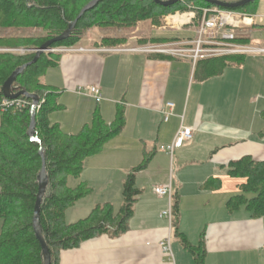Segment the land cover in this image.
Instances as JSON below:
<instances>
[{"label":"crops","instance_id":"crops-1","mask_svg":"<svg viewBox=\"0 0 264 264\" xmlns=\"http://www.w3.org/2000/svg\"><path fill=\"white\" fill-rule=\"evenodd\" d=\"M251 15L253 24L235 32L244 33L247 43L264 46V0L258 1ZM161 20L159 26L146 20L131 29H119L109 37H124L125 41L113 47L133 48L196 36V20L174 27H164ZM104 37L85 36L78 46L95 50L62 54L53 67L60 76L45 83L69 91L70 96L57 95V109L77 110L70 121H60L62 112L49 114L50 121L65 133L79 132L95 111L110 124L117 108L123 109L122 131L99 153L85 159L75 177L80 180L72 185L84 183L92 194L96 191L87 215L97 204L122 198L128 170L141 163L146 153L150 158L135 175L141 194L127 230L117 236L104 233L61 251L60 264H195L182 246L179 232L192 245L203 240V264H264V216L253 218L244 208L233 212L226 208L243 181L226 173L228 162L243 156L264 159V120L260 117L264 110V53L242 55L240 62L204 79L194 72L197 62L193 64L189 58L130 50L107 54L100 50L108 47L101 43ZM83 85H98L102 98L94 101L77 94L75 89ZM169 101L174 104L173 114L164 122L162 110ZM181 124L192 128L190 140L172 155L159 150L173 141ZM170 176L178 197L175 224L160 215L171 207L172 198L153 192ZM212 179L215 187L204 188ZM166 238L170 254L159 246Z\"/></svg>","mask_w":264,"mask_h":264},{"label":"trees","instance_id":"trees-1","mask_svg":"<svg viewBox=\"0 0 264 264\" xmlns=\"http://www.w3.org/2000/svg\"><path fill=\"white\" fill-rule=\"evenodd\" d=\"M91 0H0V28H39L38 35L0 36V104L4 100L2 85L19 66L33 59L35 50L47 40L59 35L78 16ZM165 1V0H163ZM259 0H253L235 8L217 7L242 13H255ZM216 7L202 0H178L162 6L154 0H99L81 15L71 34L53 43L58 46H77L83 35L93 27L131 29L140 21H150L159 26L164 15L184 11L190 5ZM125 41L124 37H104L101 43L111 47ZM19 49L24 50L23 53ZM61 53L43 52L36 62L28 65L12 84L14 92L25 90L43 99L35 115V133L40 144L28 135L30 111L28 107H0V264H43L41 246L32 227V215L38 190V173L44 167L48 182L41 202L40 229L51 254V264H60L63 250L78 247L82 242L108 233L114 236L124 233L133 213L134 203L141 194L135 184V175L147 166L150 155L128 170L122 186V204L115 210L111 203L95 205L89 214L72 223L65 221L66 211L80 198L90 193L84 183L68 185V176L78 177L86 158L99 153L103 145L118 135L125 124L123 109L118 107L115 119L107 124L95 111L89 123L79 132L68 134L49 119L56 110L57 95L54 87L45 84L42 76L55 67ZM242 55L199 59L195 73L204 79L220 74L225 67L242 60ZM18 98H25L23 96ZM30 100L29 98H26ZM264 120V110L260 112ZM43 147V156L40 154ZM226 173L243 179L238 193L226 202L229 212L244 208L253 218L264 216V159L243 156L228 162ZM212 180L204 188L212 186ZM172 224L177 222L178 197L172 194ZM181 244L194 258L195 264H203L204 242L192 245L184 234L178 233Z\"/></svg>","mask_w":264,"mask_h":264},{"label":"built area","instance_id":"built-area-1","mask_svg":"<svg viewBox=\"0 0 264 264\" xmlns=\"http://www.w3.org/2000/svg\"><path fill=\"white\" fill-rule=\"evenodd\" d=\"M190 14L186 21L176 20L173 18L185 16ZM196 17L192 12L176 11L164 19V27L181 26L191 24ZM254 18L251 14L240 13L233 10L219 9L217 7L205 8L202 17L196 21V36L193 39H185L178 41H169L162 44H147L140 47L125 48V47H107L100 49L103 52H116L123 50L140 51L143 53H164L179 58H189L193 64L199 59L215 58L229 55H247L255 53H264V46L253 45L247 42H236L234 40L235 30L253 24ZM95 48H86L82 46H58L49 49L54 53H69V52H90ZM75 92L80 95L89 96L95 101L102 98L101 90L98 85H83L78 86ZM43 99H39L38 103L34 104L31 100L26 98L8 99L4 98L0 107L5 109L10 106L14 107H28L29 111L35 113L39 110ZM173 102H166L162 110L163 121L167 122L173 114ZM192 137V128L180 125L173 141L166 145H161L159 150L164 151L170 155L174 149L182 146L186 141ZM153 192L158 196L172 197L173 188L171 176L167 183L155 186ZM166 217L169 221L172 220V209L162 211L160 214ZM159 246L168 254H170L169 238L159 242Z\"/></svg>","mask_w":264,"mask_h":264},{"label":"water","instance_id":"water-1","mask_svg":"<svg viewBox=\"0 0 264 264\" xmlns=\"http://www.w3.org/2000/svg\"><path fill=\"white\" fill-rule=\"evenodd\" d=\"M98 1L99 0H91L88 4H86L80 10L76 19L72 22H69L67 25V28L62 33H60L59 35L47 40L46 42H44L38 49L35 50V54L33 56V59L30 62L23 64L22 66H19L10 74V76L5 80V82L2 85V93H3L4 98L15 99V98L23 96L25 98H29L34 104L38 103L39 97L36 94L28 93L25 90H20L18 92H14V90L12 88L13 82L15 81V79L18 75L23 73L24 69L28 65L36 62L37 59L39 58V56L43 52H46L48 50V48L53 43L66 39L71 34V32L73 31L77 19L81 15H83L87 10L94 7ZM177 1L178 0H165V1L154 0L155 3L160 4L162 6H169V5H172L173 3L177 2ZM202 1L213 4L216 7L235 8L238 6L245 5V4H247L253 0H239V1H235V2H224V1H220V0H202ZM35 115H36V113L34 111L30 112V126H29V130H28V135L32 138V140H34L40 144V140L37 139V137L35 136L36 135V133H35ZM40 154H41V156H43V147L42 146H40ZM42 163L43 164H42L41 170L37 176L38 190H37V194H36V198H35L33 215H32V227H33L35 237L41 246L42 256H43V264H51V254H50L48 246H47V244L43 238L42 231L40 229L41 202H42V198H43V195H44V192L46 189V185L48 182V176H47V173H46V170L44 167V159L43 158H42Z\"/></svg>","mask_w":264,"mask_h":264},{"label":"rangeland","instance_id":"rangeland-1","mask_svg":"<svg viewBox=\"0 0 264 264\" xmlns=\"http://www.w3.org/2000/svg\"><path fill=\"white\" fill-rule=\"evenodd\" d=\"M220 1H224V2H235V1H239V0H220ZM205 8H211V7H199V6H196V5H192L191 4L190 7H188L186 10L179 11V12L180 13H182V12H187V13L192 12L194 14V16L196 17L195 20L198 21L202 17V13H203V10ZM175 12L176 11L171 12V13H168V14L164 15L162 18L165 19V17H167L170 14H174ZM147 26L149 27V25H147ZM242 28H244V27H242ZM118 30L119 29L116 28V27H111V28H98V27H93V28H91L89 31H87L83 35V38L85 36H88V37L94 36L95 37V34H100V35H103V36H111V35L117 34ZM42 32L43 31L41 29H39V28H32L30 30H28V29L24 30V29H21V28H0V36H6V35H9V36L38 35V34H41ZM263 35L264 34L262 33V36ZM234 40L236 42H245L246 39H245L244 33H242V32H236L235 35H234ZM78 45H81V43H79ZM49 49H51V48L49 47L47 51H49ZM4 50H8V49L0 48V51H4ZM19 51L21 53L24 52V50H21V49H19ZM105 53H107V54L109 53L110 54L112 52H105ZM229 56H234V55H229ZM203 59H209V58H203ZM58 76H60L59 70H55L54 68H52V69H48L45 72V74L42 76L41 79H42V81L44 83H50L51 84V83H53L54 78H56ZM194 82H195V80H194ZM55 90L57 92H60V94H58L60 96L61 95H64V97L70 96L69 91L68 90H65L64 89V86L59 85V86H57V88ZM60 96H58V97H60ZM15 99H17V98H15ZM94 101H92V102H94ZM58 102H59V100H58ZM54 112H60V113L62 112L61 113L62 114L61 115V118H59L60 121H70V120H72L76 116V114H74V112L77 113V110H76V108H73V110H72V108H68L66 110V112H64L61 109H56V110H54ZM235 179H237V178H235ZM79 180H80L79 178H75V177L69 175L68 176V185L72 186V185L76 184L77 182H79ZM95 192H93V194L90 192L85 197L80 198L77 201V204H75L74 206L70 207L66 211L65 221L67 223L73 222V221L77 220L78 218H80V217L82 218V217H85L87 215V213H88L87 211H89L88 204L94 198ZM237 193H238V191H237ZM111 197H112L111 199H116V198H113V196H111ZM120 199L122 201V198H119L118 201L114 200L115 202H113V200H112V204H113V207H114L115 210H117L121 206V204H122V202L120 201ZM1 225H2V221L0 219V228H1ZM173 240L174 241L177 240L176 237L174 239V236H173Z\"/></svg>","mask_w":264,"mask_h":264},{"label":"bare ground","instance_id":"bare-ground-1","mask_svg":"<svg viewBox=\"0 0 264 264\" xmlns=\"http://www.w3.org/2000/svg\"><path fill=\"white\" fill-rule=\"evenodd\" d=\"M189 15H190V14H186L185 16L183 15V16H181L180 18L175 16V17L173 18V20H174V21H176V20H181V22H182V21H186L187 18L189 17Z\"/></svg>","mask_w":264,"mask_h":264}]
</instances>
